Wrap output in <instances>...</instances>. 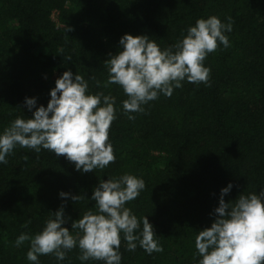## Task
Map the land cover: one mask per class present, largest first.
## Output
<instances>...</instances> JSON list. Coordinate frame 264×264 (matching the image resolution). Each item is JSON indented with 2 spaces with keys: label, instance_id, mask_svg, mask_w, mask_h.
I'll use <instances>...</instances> for the list:
<instances>
[{
  "label": "trees",
  "instance_id": "obj_1",
  "mask_svg": "<svg viewBox=\"0 0 264 264\" xmlns=\"http://www.w3.org/2000/svg\"><path fill=\"white\" fill-rule=\"evenodd\" d=\"M211 16L224 24L231 17L232 31L224 33L229 47L221 44L203 62L208 85L182 81L171 97L161 93L142 113L125 114L122 88L103 87L105 61L123 50L120 39L143 35L161 51H176L188 28ZM65 71L84 77L87 94L115 97V163L84 173L64 156L17 145L0 163V264H33L30 241H15L42 232L62 205V226L77 236L71 224L98 212L93 190L125 174L145 182L125 207L148 218L163 251L149 255L139 241L128 251L121 233V264H199L195 238L217 219L221 190L233 186L226 203L264 191V0H0V134L46 108ZM26 98H35L36 108L29 111ZM77 195L83 199L75 202ZM142 227L141 220L136 235ZM80 255L77 246L63 261L42 255L38 264H104Z\"/></svg>",
  "mask_w": 264,
  "mask_h": 264
},
{
  "label": "clouds",
  "instance_id": "obj_2",
  "mask_svg": "<svg viewBox=\"0 0 264 264\" xmlns=\"http://www.w3.org/2000/svg\"><path fill=\"white\" fill-rule=\"evenodd\" d=\"M228 21L224 24L216 16L198 19L195 26L188 28L187 35L173 46L176 51L172 48L161 51L147 36L124 35L119 41L123 50L105 61L109 78L103 87L118 85L122 88L128 97L123 101V109L129 114L142 113V105L158 99L161 93L171 97L174 89L182 87V81L208 85L210 69L203 62L221 44L229 47L224 33L232 31L231 17ZM100 86L97 81V87ZM88 87L82 75L73 76L71 71H65L55 81L46 108H36V99L26 98L29 111L36 108L33 118L18 117L0 134V163L8 162L6 157L17 145L37 154L45 149L57 157L64 156L75 164L77 171L84 173L103 170L115 163L114 149L109 142L110 127L116 119L115 97L87 94ZM128 119L133 120L135 116L128 115ZM232 187L229 184L221 190L219 206L215 209L217 219L195 238V248L202 257L199 264H264V191L259 195L242 194L234 202L226 203L224 196ZM144 189V180L130 174L102 181L91 197L97 214L89 210L71 224V229L78 230L77 236L62 226L66 223L62 205L42 232L34 237L22 233L15 246L30 241L27 259L33 264H38V257L42 255H54L63 261L66 253L77 246L81 252L78 259L82 262L91 259L104 264H121L119 249L123 233L128 251L134 252L139 241V246L149 255L162 252L148 218L138 219L125 207ZM68 195L60 193L63 199ZM71 199L78 202L83 197L77 195ZM141 220L142 232L136 235Z\"/></svg>",
  "mask_w": 264,
  "mask_h": 264
}]
</instances>
